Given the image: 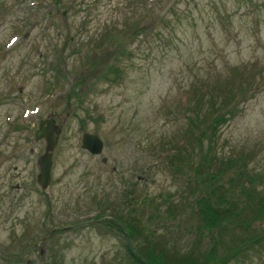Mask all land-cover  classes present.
<instances>
[{
	"label": "rangeland",
	"instance_id": "obj_1",
	"mask_svg": "<svg viewBox=\"0 0 264 264\" xmlns=\"http://www.w3.org/2000/svg\"><path fill=\"white\" fill-rule=\"evenodd\" d=\"M197 97L205 114L237 104L202 146ZM48 120L61 132L42 188ZM204 157L264 174V0H0V264H134L101 213L126 212L130 242L154 232L170 255L210 246ZM237 172L211 181L216 200Z\"/></svg>",
	"mask_w": 264,
	"mask_h": 264
},
{
	"label": "trees",
	"instance_id": "obj_2",
	"mask_svg": "<svg viewBox=\"0 0 264 264\" xmlns=\"http://www.w3.org/2000/svg\"><path fill=\"white\" fill-rule=\"evenodd\" d=\"M205 102L204 99L197 97L195 103L193 100L188 101L185 106L189 112L196 114L198 122L192 124L198 128L197 143L200 146L206 138V132L209 130L215 134L216 127L237 107L236 103L223 100L219 107L205 114L203 113ZM242 160V158L223 160L215 169L209 166L213 163L211 164L212 161L206 157L198 163L199 178L194 203L201 222L199 231L208 236L210 246L203 248L197 245L184 254L178 251L170 255V250L155 239L154 232L141 234L144 243L130 242L132 235L128 234L126 226L129 223L124 224L122 220L126 212L110 215L106 221L111 220L116 225L112 223L107 225L113 228L117 235L127 240L125 246L134 264H234L248 261L255 250L264 249V186L260 187V191L257 186L264 184V174L248 173L241 167ZM235 167L238 172L232 184H229V188L224 185L223 188L226 189L224 196L216 200V193L209 192L211 181L221 183ZM190 179L188 178L189 181ZM236 182L240 189L238 201L227 199L226 195L229 192L234 194L230 188L232 185L236 186ZM101 216L108 215L101 213Z\"/></svg>",
	"mask_w": 264,
	"mask_h": 264
},
{
	"label": "water",
	"instance_id": "obj_3",
	"mask_svg": "<svg viewBox=\"0 0 264 264\" xmlns=\"http://www.w3.org/2000/svg\"><path fill=\"white\" fill-rule=\"evenodd\" d=\"M47 123V126H45ZM40 130L37 132V139L41 136H45L47 139V151L46 154L40 160V175L38 182L42 188H47L52 179V151L55 149L60 137V128L54 124V121H45L41 123ZM84 148L90 150L92 153H101L103 149L102 141L94 135L86 134L83 140Z\"/></svg>",
	"mask_w": 264,
	"mask_h": 264
}]
</instances>
